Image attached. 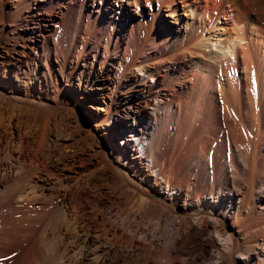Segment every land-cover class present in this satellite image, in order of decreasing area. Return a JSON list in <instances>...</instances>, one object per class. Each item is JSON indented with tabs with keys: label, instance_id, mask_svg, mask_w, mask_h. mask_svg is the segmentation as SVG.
<instances>
[{
	"label": "bare ground",
	"instance_id": "obj_1",
	"mask_svg": "<svg viewBox=\"0 0 264 264\" xmlns=\"http://www.w3.org/2000/svg\"><path fill=\"white\" fill-rule=\"evenodd\" d=\"M86 1L99 6L93 18L70 17L67 0H0V97L13 107H0V264H18L22 256L29 264L131 258V251L94 239L91 248L71 249L56 203L33 184L24 188L67 167L89 171L100 208L114 204L126 248L136 235L124 231L140 228L128 219L139 214L155 219L152 232L164 233L165 247L189 257L162 249L165 264H232L237 248L245 264H264V0ZM144 87L140 113L127 91ZM83 91L101 104L88 119L81 116L87 126L75 113ZM6 92L24 104L11 103ZM24 120L35 128L22 131ZM126 128L139 151L124 141ZM129 183L152 187L192 223L140 196L132 201ZM193 235L204 236L201 253L199 245L186 253Z\"/></svg>",
	"mask_w": 264,
	"mask_h": 264
},
{
	"label": "rangeland",
	"instance_id": "obj_2",
	"mask_svg": "<svg viewBox=\"0 0 264 264\" xmlns=\"http://www.w3.org/2000/svg\"><path fill=\"white\" fill-rule=\"evenodd\" d=\"M67 7L69 9V16L70 17H76L78 15H82L85 18H93L95 15H97V10H99V6L98 5H95L94 8H92L89 5V2L86 1V0H67ZM142 9L143 8H141V10ZM161 19L163 21L167 22L168 24H170V26H173V24L171 23V19L170 18H168L166 16H161ZM41 22L50 24V19L48 17L42 16L41 17ZM0 27H1V25H0ZM0 88H1V85H0ZM148 90L149 89H147V87H144V88H141L140 90L132 89L131 91H127L128 93L129 92H133V95L137 96V98L135 97L136 100H133V101L135 102L134 105L137 107V110L140 113H141V110L144 109V108H142V103H143V99H145L144 98L145 95L148 93ZM156 90L160 91L159 89H156ZM118 92H116V93H118ZM139 92L141 93L142 96L140 95ZM160 92L164 93V91H160ZM81 93H83V95H82V97H80L79 100H80L82 106H78L76 111H75V113H76L78 119L80 120L81 124L83 126H87V123H86L85 119H82V117L84 115L86 117V119H88L89 115L97 113L96 110L93 109V108H95L96 106H99V107L101 106V104H99V102H100L99 98L100 97L99 96L96 97L95 94H89L88 92H84V91L83 92H79V94H81ZM123 94H125V93H122V94L118 93V95H122V96H123ZM4 96H5L6 99H9L11 101V103H15V104H19V105H23L24 104V103L20 102L11 93L6 92ZM122 102H124V99H123V101L119 102L121 104L118 103V105L122 106ZM125 104L126 103H123V106ZM0 107H4L3 109H4V112L6 111V113L9 112V110H12V108H13L11 104H7L6 103V101H5V99L3 97H0ZM64 109H65L64 107L57 108V111L58 112H63ZM99 113L103 114V111L99 110ZM64 121L65 120H63L62 123H65V124L68 125V123H69L68 120H66L65 122ZM30 127L31 128L32 127L35 128V125L33 126L32 122L24 120L22 125H21V130L22 131H26ZM93 132H94V129H93ZM124 132H125V135H123V137H125L124 141L126 142L127 146H129L131 151H134L136 149V147H137V150L139 151L137 144H135L133 141H131V140L134 139V134L132 135L131 130L126 128L124 130ZM79 133L80 134H78V135L81 137L82 136V132H79ZM15 141H16L15 139H12V141L9 142V149H11V151H13V152H16V150H17V148H16L17 145L15 144ZM100 146L104 147L106 150H108V148L105 145L103 146V144H101ZM88 154H89V152H88ZM67 156H70V152L67 154ZM67 156L65 158H67L66 160L68 162H70L71 158H69ZM139 156H140V154H139ZM141 158H142L143 162H145L143 157H141ZM68 168L69 167L62 168L60 171L56 170V169H53L51 171V174L48 175V176L46 174H44V173L41 174L40 176H35L34 177L35 178L34 181L32 180L31 182L27 183L26 186H24V188H26L28 185H32L33 184L35 186L37 192L42 193L44 195V197L46 195L45 199H47L49 201H53V202L56 203V206L58 208V212L60 211L58 213V218L61 219L59 221L60 225L62 224L61 225V227H62L61 232H67L70 235V237H68L67 241L70 242L69 247L71 249H75L76 247H82V246L91 248V246H88L87 242L90 239H94V240L97 241L96 244H99L101 242H103V243L106 242V244H108V242H110L109 244H111V245L114 244V247L117 246L116 248L118 250H129V251L132 252L133 255L131 256V258H129V257H124V258H122V257H120V258L119 257H114V259H110V261H112L113 264H142L143 263L141 261L142 259H140V258H142V256H143V258H145L144 264H165L167 259L164 258V257H166L165 254L167 252H169V251H170L169 252L170 254H172V255H174L176 257L178 256V258L180 256L179 259H181V257L183 259L185 258L186 260L189 259V257L186 254L183 256L182 254L178 253V255H177V252H176L177 250H176L175 246H173L174 249H173V247L172 248L171 247H167V246L165 247L164 233L161 230H159V229H155L152 232V229H151L152 227L151 226L154 223L155 219L151 218V217H146L145 218V217H142L139 214H135L134 215L135 219H136V222H134L135 219L133 220L134 216L128 219V223L131 226L132 225H136V226H138L140 228L134 233V235H133V232H131L129 230H127L128 232L124 231V234L130 236L131 238H134V236L136 235L135 238L133 239V241H134L133 247H131V248L127 247L128 248L127 249L124 246V242H123L122 236H121L122 242H121V239H120L121 230H122V227H121L122 223L120 221V217L115 214V211H114L115 210V206H114V204L111 203L112 201H114L113 196L111 197L112 201L110 202L113 206H111V204H107V206H104V207L100 208L97 205L96 201H98V200L100 201L102 196L100 194V191H96L93 187H91L90 184H88V182H87L88 177L86 176L85 173H88L89 171L88 170H83V169H77L78 170L77 171L76 169H73V168H70V170H69ZM80 171H82V172H80ZM52 174H54V176ZM35 182H36V184H35ZM128 189L131 190L132 192H135V194L133 195V197L131 199L132 201L139 200L138 196H140L142 199H146V200H150L152 202H156L157 204L161 205L165 209H167L169 211H172L174 213V215H175V218H178V219L190 218V215H189L188 212H186L178 204H173L166 197H163L160 194H158L156 192V190L153 189L152 187H149L147 185H143V187H137L136 185L129 183L128 184ZM136 194H138V195H136ZM96 195H97V197H96ZM135 196L137 198H135ZM90 199H92L91 202H94V204L91 203V205H90V203H89ZM92 205H94V206H92ZM104 208H107V209H104ZM100 210L101 211L104 210L103 213L106 212V213H104V216L101 215V211ZM105 215H106V217H105ZM104 218L108 219V220H105ZM204 220H205V222L202 221L203 227L204 228L205 227L209 228L210 225H212V223H210V222H213V221L211 219H207V218L204 219ZM190 222L192 223V219L190 220ZM198 222L201 223V221H198ZM143 223H144V225H142ZM72 224H74L73 226L75 228L72 226ZM109 224H115L116 227H118V228H116V230L118 229V231L111 230L109 228V226H108ZM146 225L148 226V228H147ZM170 225L172 226V228H174V224L173 223L170 224ZM184 225H185V223H184ZM223 225H224V230L227 229L226 231L232 233V235H233L232 240H233L234 246L236 247L237 245H240V242H241L240 235L238 236V233L234 232V230L231 228L230 221L228 219H224L223 220ZM142 227H143V229H142ZM80 228H82V230ZM106 229H107V231H106ZM71 230H75L76 232H73ZM140 231H142V233ZM189 231H191V229H189ZM70 233H72V234H70ZM75 233L76 234L78 233L79 236L76 235ZM105 233H107L108 235L105 234ZM116 233L119 234V235H116ZM69 235H67V236H69ZM73 235L75 236V238H74ZM72 237H73V240H72ZM102 237H103V240H102ZM108 238H109V240H108ZM203 238H204V236L200 237L198 239L197 238L195 239L194 235H193V237L191 236V239H192L193 242L190 240L188 242V244H186V253H188V251L190 249H192V248L195 249L198 245L199 246L197 247L196 250H199V247H201L200 251H197L198 253H201L202 246H203L202 244H205V242H202ZM77 239H78V241L80 243L78 241L76 242ZM145 239H146V241H145ZM195 240L197 242H195ZM73 241H75L76 243L73 242ZM83 242H84V244H83ZM71 243H72V245H71ZM139 243H140V245H139ZM143 243H144V246H143ZM192 243L194 244V246H193ZM200 244L202 246H200ZM162 249H165L166 253H164L165 250L163 252ZM238 249L239 248H237V249H235L234 251L231 252L232 264H245V261H244L243 257L239 255L240 252H239ZM142 252H144V253H142ZM142 254H144V255L146 254V256H144ZM146 258L149 259V260H147V262H146ZM204 259H206V257H204ZM28 260L29 259H27L26 256H22L19 259L18 264H29ZM212 260H215V258H212Z\"/></svg>",
	"mask_w": 264,
	"mask_h": 264
}]
</instances>
